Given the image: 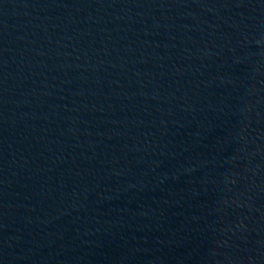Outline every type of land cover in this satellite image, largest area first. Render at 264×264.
Here are the masks:
<instances>
[{
    "label": "water",
    "instance_id": "95a60500",
    "mask_svg": "<svg viewBox=\"0 0 264 264\" xmlns=\"http://www.w3.org/2000/svg\"><path fill=\"white\" fill-rule=\"evenodd\" d=\"M0 264H264V0H0Z\"/></svg>",
    "mask_w": 264,
    "mask_h": 264
}]
</instances>
